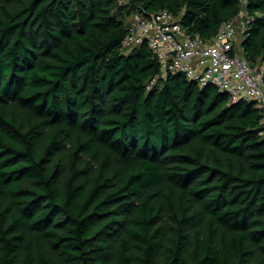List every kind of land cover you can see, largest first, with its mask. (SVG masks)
<instances>
[{"label":"trees","instance_id":"trees-1","mask_svg":"<svg viewBox=\"0 0 264 264\" xmlns=\"http://www.w3.org/2000/svg\"><path fill=\"white\" fill-rule=\"evenodd\" d=\"M161 10L264 60V0H0V264H264L261 109L120 47Z\"/></svg>","mask_w":264,"mask_h":264},{"label":"built area","instance_id":"built-area-1","mask_svg":"<svg viewBox=\"0 0 264 264\" xmlns=\"http://www.w3.org/2000/svg\"><path fill=\"white\" fill-rule=\"evenodd\" d=\"M246 13L223 22L211 40L189 33L168 10L136 13L120 47L148 42L165 72L183 73L201 87L214 85L234 102L255 101L264 122V60L253 66L239 51L250 23L243 17Z\"/></svg>","mask_w":264,"mask_h":264},{"label":"clouds","instance_id":"clouds-1","mask_svg":"<svg viewBox=\"0 0 264 264\" xmlns=\"http://www.w3.org/2000/svg\"><path fill=\"white\" fill-rule=\"evenodd\" d=\"M261 63V62H260ZM260 63H258V64H260ZM258 64H256V65H258ZM191 81V80H190ZM193 82V81H192ZM238 102V101H237ZM250 102H255V101H250ZM258 106V105H257ZM259 107V106H258Z\"/></svg>","mask_w":264,"mask_h":264},{"label":"rangeland","instance_id":"rangeland-1","mask_svg":"<svg viewBox=\"0 0 264 264\" xmlns=\"http://www.w3.org/2000/svg\"><path fill=\"white\" fill-rule=\"evenodd\" d=\"M130 21H131V18H130ZM239 51L242 52L241 48H239Z\"/></svg>","mask_w":264,"mask_h":264}]
</instances>
